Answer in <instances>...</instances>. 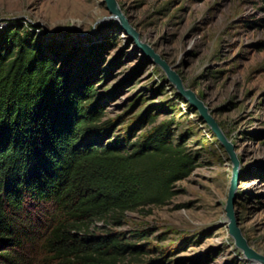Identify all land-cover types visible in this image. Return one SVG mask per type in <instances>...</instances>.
I'll list each match as a JSON object with an SVG mask.
<instances>
[{
  "label": "rangeland",
  "instance_id": "374dc122",
  "mask_svg": "<svg viewBox=\"0 0 264 264\" xmlns=\"http://www.w3.org/2000/svg\"><path fill=\"white\" fill-rule=\"evenodd\" d=\"M126 19L205 102L241 163L236 213L250 247L264 256V1L117 0ZM105 0H0V29L18 21L46 36L69 35L84 65L103 43L95 86L113 135L136 141L172 123L174 142L199 158L164 206L98 220L93 235L149 232L146 264H260L231 235L227 204L233 163L198 111L138 49ZM156 116L154 124L144 116ZM135 135V136H134ZM107 142V139L106 141ZM164 262V263H163ZM168 262V263H167Z\"/></svg>",
  "mask_w": 264,
  "mask_h": 264
},
{
  "label": "trees",
  "instance_id": "16d2710c",
  "mask_svg": "<svg viewBox=\"0 0 264 264\" xmlns=\"http://www.w3.org/2000/svg\"><path fill=\"white\" fill-rule=\"evenodd\" d=\"M103 49L81 66L67 33L0 29V264H146L149 232L126 241L93 223L168 204L198 167L172 123L134 142L113 135L95 86Z\"/></svg>",
  "mask_w": 264,
  "mask_h": 264
},
{
  "label": "water",
  "instance_id": "95a60500",
  "mask_svg": "<svg viewBox=\"0 0 264 264\" xmlns=\"http://www.w3.org/2000/svg\"><path fill=\"white\" fill-rule=\"evenodd\" d=\"M105 3L107 4V8L112 15L110 19L120 23L126 34H128L135 41L138 49L141 50L149 59H151L165 72L169 81L175 87L177 93L183 97L193 107L194 110L199 112L201 118L210 127L223 147L226 149L233 163L232 189L226 208L229 217L230 232L236 242L237 247L249 260L264 264V256L257 253L250 247L247 239L244 237L243 231L240 227L239 219L237 217L235 206L240 182L241 163L235 151L234 144L229 140L222 127L213 116V111L209 109L205 102L202 101L193 90L187 88L182 77L176 71H174L173 67L169 65V63L160 54H158L151 45L143 42L140 34L124 16L117 0H105Z\"/></svg>",
  "mask_w": 264,
  "mask_h": 264
}]
</instances>
